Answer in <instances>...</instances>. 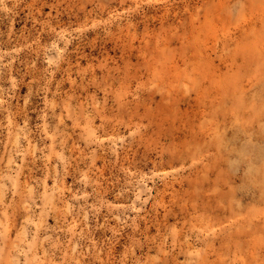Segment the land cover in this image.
Returning <instances> with one entry per match:
<instances>
[{
    "label": "rangeland",
    "instance_id": "rangeland-1",
    "mask_svg": "<svg viewBox=\"0 0 264 264\" xmlns=\"http://www.w3.org/2000/svg\"><path fill=\"white\" fill-rule=\"evenodd\" d=\"M16 263L264 264V0H0Z\"/></svg>",
    "mask_w": 264,
    "mask_h": 264
},
{
    "label": "bare ground",
    "instance_id": "bare-ground-1",
    "mask_svg": "<svg viewBox=\"0 0 264 264\" xmlns=\"http://www.w3.org/2000/svg\"><path fill=\"white\" fill-rule=\"evenodd\" d=\"M17 263H18V262H17ZM17 263H16V264H17Z\"/></svg>",
    "mask_w": 264,
    "mask_h": 264
}]
</instances>
